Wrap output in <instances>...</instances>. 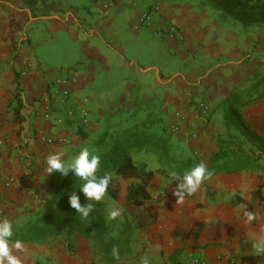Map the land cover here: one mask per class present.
Instances as JSON below:
<instances>
[{"label": "crops", "instance_id": "obj_1", "mask_svg": "<svg viewBox=\"0 0 264 264\" xmlns=\"http://www.w3.org/2000/svg\"><path fill=\"white\" fill-rule=\"evenodd\" d=\"M229 1L234 10L252 5ZM263 77L264 26L243 27L208 0H0V220L33 218L64 177L47 173L46 157L70 161L108 124L161 120L207 164L218 150L212 135L228 133L224 99ZM56 78H68L67 97L54 93ZM70 108L78 123L87 111L84 138ZM231 113L264 139V94ZM258 164L209 175L191 194H174L178 180L154 173L152 221L131 243L136 264H264V159ZM22 244L12 249L20 264H105L81 236L69 249L61 237Z\"/></svg>", "mask_w": 264, "mask_h": 264}, {"label": "trees", "instance_id": "obj_2", "mask_svg": "<svg viewBox=\"0 0 264 264\" xmlns=\"http://www.w3.org/2000/svg\"><path fill=\"white\" fill-rule=\"evenodd\" d=\"M242 1L252 5L248 9L234 10V4L229 0H208L213 7L228 13L243 27L264 26V0ZM262 83H264V77L241 91L232 90L222 103L225 107L226 123L234 116L231 113L233 108L246 105L264 94L263 90L257 96H252L253 91ZM14 98L17 101L16 118L21 119L17 115L20 107L17 95ZM155 123L159 124L161 120L146 118L131 120L127 125L121 122L108 124L105 130L82 148V150L87 148L91 154L100 156V165L96 173L98 177L106 174L111 176L104 198L99 202L87 201L84 194L79 191L84 181L75 178L74 174L69 172L57 183L50 196L42 202L33 218L20 225H13L14 234L10 241L43 242L49 237H61L64 238L66 247L69 249L73 238L81 236L96 244L105 264H136L132 255V237L135 231L149 222L133 223L124 218L121 227L117 230L113 229L105 210V197L113 199L117 197L118 188L112 183V177L119 175L134 179L126 188L125 205L146 210L147 201L151 198L146 187L154 173L173 179L171 176L173 171L182 177L188 170L201 163L198 155L192 151L178 152L163 123L160 132L152 128ZM77 132L83 138L85 137L80 128ZM244 135V141H248L249 144L247 148L242 143L235 144L228 139L218 140V150L212 153L208 163L204 164L210 175L259 166L258 161L264 159V139L247 127ZM139 152L153 154L158 164L157 169L139 166L134 159V155ZM74 192L79 196L82 205L92 203L94 206L87 219H82L79 213L70 207L69 197ZM113 249L117 250L116 254L113 253Z\"/></svg>", "mask_w": 264, "mask_h": 264}, {"label": "clouds", "instance_id": "obj_3", "mask_svg": "<svg viewBox=\"0 0 264 264\" xmlns=\"http://www.w3.org/2000/svg\"><path fill=\"white\" fill-rule=\"evenodd\" d=\"M63 157V152H55L48 155L45 160L47 173L59 172L62 176H67L69 172L73 173L75 178L84 181L79 191L84 194L87 201H101L108 190L111 176L106 174L98 177L96 175L100 165V156L91 154L85 148L70 161H65ZM207 175H210V173L207 172L206 166L203 163L191 168L182 177H179L173 171L171 176L174 180L179 181L174 189V194L177 190L186 194L194 193ZM68 202L71 209L79 213L82 219H87L93 211V204L87 203L82 205L79 196L75 192L70 195ZM119 215L120 210L118 208L112 209L109 213L111 219H115ZM248 218L251 220L252 215L248 214ZM13 234L12 222L7 219L0 220V264H20L19 258L12 254V249L21 251L24 246L19 240L14 241L10 246ZM116 251V249H113L114 254H116ZM141 264H150V262L147 257H144L141 260Z\"/></svg>", "mask_w": 264, "mask_h": 264}, {"label": "rangeland", "instance_id": "obj_4", "mask_svg": "<svg viewBox=\"0 0 264 264\" xmlns=\"http://www.w3.org/2000/svg\"><path fill=\"white\" fill-rule=\"evenodd\" d=\"M251 84L252 83L244 84L243 89L249 87ZM238 90H242L241 87ZM237 109H238V107L236 109H233L232 112H235ZM233 115L234 116L231 117V120L227 121V123H226V126H228V128H227L228 133L224 134L223 138H218L219 136L222 135V133L212 135V139L214 142H218V140H220V139H228L235 144L242 143L244 147H248V145H249L248 141H244V139H245L244 130H245L246 126H245L244 122H242L240 120L239 115H236V113H234ZM161 126H162V122L159 124L155 123L154 125H152V128L154 129V131L160 132ZM167 132L171 135V131H167ZM190 136H192V135H190V134L187 135V138ZM197 137H194L193 140L198 139ZM173 144L176 147V149L178 150V152H180V153L183 151L184 152L186 151V153H190L189 151H191L189 148V145H187V142L184 143V142H179V141H173ZM134 159H135V162L139 166H142L146 169L155 170L158 167V164L156 162V157L153 154L146 153V152H139V153L134 155ZM131 180L132 179L129 180L128 178H123L119 175L113 176L112 177V183L114 185H116L118 188L117 189V197L115 199L108 197V196L105 197L106 214H107L108 219L111 221V224H112V227L114 230H117L118 228L121 227V225L124 221V218H127L128 220H130L133 223H136L138 221H146V222L152 221L151 213L148 210V207L146 210H143L140 208H136L132 205H130V206L125 205L124 194H125V191H126L128 184L130 183ZM132 181H134V179ZM176 186H177V184L175 185V187ZM177 191L180 192V190H177ZM147 206H148V204H147ZM116 208H118L120 210V215L117 216L115 219H111L109 217V213L112 209H116ZM170 208H171L170 203H167L166 209L169 210ZM141 233H142V228L135 231L132 238H141V235H142ZM134 258H136V257H134Z\"/></svg>", "mask_w": 264, "mask_h": 264}, {"label": "built area", "instance_id": "obj_5", "mask_svg": "<svg viewBox=\"0 0 264 264\" xmlns=\"http://www.w3.org/2000/svg\"><path fill=\"white\" fill-rule=\"evenodd\" d=\"M151 19V15L149 12H144L141 17H140V21L144 22L145 24H149ZM54 88L53 91L54 93H59L60 95H62L63 97H67L69 95V88H68V78H56L55 80V84H54ZM201 112L204 114L206 112V107L203 106V104L199 105ZM52 107L50 106V104H47L45 107V113H44V117L45 118H49L52 112ZM80 115H81V120L78 123L77 121L74 122V112L73 110L70 108L67 110L66 112V117L68 118V120L71 121L72 125H73V129L74 131L78 130V126L82 123L86 121V116H87V111L86 110H81L80 111ZM205 114L202 116V120H204ZM56 122H62L63 121V117H58L55 119ZM41 140L44 142H54L55 139L49 138L47 136H45L44 134H41L40 136ZM57 141L61 142V143H67L68 139L67 138H59L57 139ZM190 264H206L201 258H192L190 261Z\"/></svg>", "mask_w": 264, "mask_h": 264}]
</instances>
